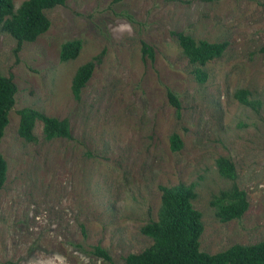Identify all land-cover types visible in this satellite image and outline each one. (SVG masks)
Wrapping results in <instances>:
<instances>
[{
  "label": "rangeland",
  "instance_id": "obj_1",
  "mask_svg": "<svg viewBox=\"0 0 264 264\" xmlns=\"http://www.w3.org/2000/svg\"><path fill=\"white\" fill-rule=\"evenodd\" d=\"M13 1L18 8L24 0ZM46 14L49 29L18 51L0 27V74L17 85L0 141L8 166L0 264H99L96 246L121 263L152 243L141 227L158 217L159 187L180 182L195 185L201 250L263 240L264 0H67ZM178 32L228 47L196 65ZM76 39L78 56L62 61L63 44ZM95 58L76 99L73 76ZM198 67L207 73L203 82ZM240 90L260 105L242 103ZM23 107L67 118L71 137L47 139L38 120L36 139L25 140L18 133ZM173 133L183 142L175 151ZM222 156L234 163L235 180L221 175ZM233 184L246 191L249 207L221 221L211 200Z\"/></svg>",
  "mask_w": 264,
  "mask_h": 264
},
{
  "label": "trees",
  "instance_id": "obj_2",
  "mask_svg": "<svg viewBox=\"0 0 264 264\" xmlns=\"http://www.w3.org/2000/svg\"><path fill=\"white\" fill-rule=\"evenodd\" d=\"M67 0H24L15 8L13 0H0V27L17 40L16 51L25 41H34L50 27L46 10L64 5ZM120 2L121 0H113ZM179 46L193 64L205 66L208 62L221 58L228 47L227 41L210 42L197 40L190 34L175 33ZM82 44L80 40H71L63 44L60 58L68 61L78 56ZM144 51L153 58L152 48L144 45ZM95 58L79 66L71 84L73 95L80 98L83 88L90 80L95 66ZM196 75L199 81L207 78V73L198 67ZM17 85L13 77L0 74V141L9 123V114L15 105ZM171 103L180 107L178 97L168 92ZM247 90H240L237 96L241 102L257 107L259 101L249 99ZM19 135L27 141L36 139L34 128L40 120L47 139L71 137L70 122L67 118L58 119L48 116L32 107H23L19 111ZM183 142L179 135H171L172 150H179ZM217 165L221 175L236 179V169L231 159L219 157ZM7 161L0 153V189L7 179ZM161 205L158 217L141 227V232L152 239V243L137 253H130L121 263L113 261L108 251L96 246L95 253L103 258L99 264H264V239L254 244H233L225 250L209 253L200 249V236L204 230L202 213L193 206L197 192L194 184L178 183L161 185ZM216 215L221 221L239 219L249 207L245 190L233 184L231 188L221 190L211 200Z\"/></svg>",
  "mask_w": 264,
  "mask_h": 264
},
{
  "label": "clouds",
  "instance_id": "obj_3",
  "mask_svg": "<svg viewBox=\"0 0 264 264\" xmlns=\"http://www.w3.org/2000/svg\"><path fill=\"white\" fill-rule=\"evenodd\" d=\"M120 30H121V31L127 30V31L130 32V31H131V28H130V26H127V25H121V26H120Z\"/></svg>",
  "mask_w": 264,
  "mask_h": 264
}]
</instances>
